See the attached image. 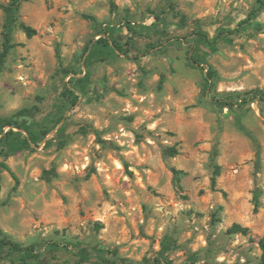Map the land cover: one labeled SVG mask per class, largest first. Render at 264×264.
<instances>
[{"label": "rangeland", "instance_id": "rangeland-1", "mask_svg": "<svg viewBox=\"0 0 264 264\" xmlns=\"http://www.w3.org/2000/svg\"><path fill=\"white\" fill-rule=\"evenodd\" d=\"M9 1L0 0V51L1 6ZM255 6L23 2L0 72V239L32 246L36 256L26 264H77V245L132 262L153 261L164 249L171 264H259L264 7L238 27ZM207 69L214 78L205 93ZM253 90L262 97L249 94L242 109L212 102ZM213 164L220 167L214 188ZM173 170L181 171L180 189ZM234 223L249 232L230 233ZM0 255V264H23L19 252ZM82 264L100 263L91 253Z\"/></svg>", "mask_w": 264, "mask_h": 264}, {"label": "trees", "instance_id": "trees-1", "mask_svg": "<svg viewBox=\"0 0 264 264\" xmlns=\"http://www.w3.org/2000/svg\"><path fill=\"white\" fill-rule=\"evenodd\" d=\"M25 1L26 0H10L7 4L1 6V9L4 13V22L2 25V29H1L2 44H1V51H0V72L2 71L5 65L9 52L14 48V44L12 43L11 33H12L13 28L18 22V12H19L20 6ZM255 3H256V6L249 11L247 16L242 21L239 22L238 27L249 24L250 21L253 20L257 16V14L262 11L264 7V0H255ZM19 27L21 28V30L23 31V33H25L27 37H32L33 35H35V30H33L32 28L24 24H20ZM219 34H223V31H221ZM216 38H218V36ZM98 43L106 47L111 45L112 48L115 49L116 51L122 52L121 46H119L115 42H112L110 44L109 41L105 38H100ZM192 62L195 65L199 64V60H197L196 58H192ZM213 78H214V72L211 69H207L204 74V79H203V82H204L203 89L205 93L210 92L213 86ZM249 94L262 97V93L260 91L253 90L251 92H245L243 94L238 95L236 99H232L230 97H224V98L213 97L212 102L220 108H228L232 110L233 108L236 107L238 109H242L248 102L247 96ZM10 132L12 133V131ZM22 143L29 146L30 143H35V141L31 137H22ZM166 152L170 156H174L177 154V151L175 149H168ZM258 164H259V157L257 153V158L255 161L256 168H258ZM3 166L5 170L10 174L12 179L14 180L13 189H16L18 185L17 177L14 175V173L11 171V169L8 166L6 165H3ZM180 172L181 171L173 170L174 184L178 189H180V184H179V177H177L176 174ZM219 175H220V167L217 164H213V171H212V176L210 179L212 188L216 186V179ZM260 196H261V190L255 189V191L253 192V196H252L254 211H257L258 209ZM229 232L232 234L246 235L249 232V230L248 228L242 227L241 225L234 223L229 228ZM256 244L260 251L259 264H264V235H262L261 237L257 239ZM3 248H8L9 250L21 253L22 255H21L20 260L23 264H26L29 260L35 258L36 256L34 248L32 246H22L6 238L0 239V250H2ZM75 248H76V252H75L76 256L79 258L77 264H82L85 261H87L91 253L99 261L100 264H162V263L171 264L166 259V256L164 254V249H163V252L160 253V256L154 259L153 261L143 259L140 262H132L126 258H122L118 256L116 251L105 252V251L97 250V249H93V251H91L87 249L86 247H79L78 245L75 246ZM166 250L167 249H165V251ZM108 253L111 255V257L106 256V254Z\"/></svg>", "mask_w": 264, "mask_h": 264}]
</instances>
